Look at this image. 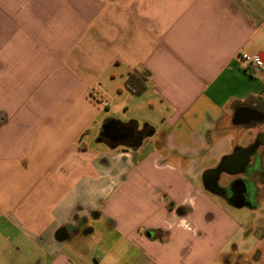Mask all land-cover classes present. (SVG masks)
I'll use <instances>...</instances> for the list:
<instances>
[{"label": "crops", "instance_id": "1", "mask_svg": "<svg viewBox=\"0 0 264 264\" xmlns=\"http://www.w3.org/2000/svg\"><path fill=\"white\" fill-rule=\"evenodd\" d=\"M242 54L264 0H0V264H264L202 180L264 122Z\"/></svg>", "mask_w": 264, "mask_h": 264}, {"label": "flooded vegetation", "instance_id": "2", "mask_svg": "<svg viewBox=\"0 0 264 264\" xmlns=\"http://www.w3.org/2000/svg\"><path fill=\"white\" fill-rule=\"evenodd\" d=\"M253 128V127H252ZM258 129V128H257ZM117 143L136 144L146 136L121 127ZM236 147L202 176L205 187L219 200L236 208L259 209L264 201V122L246 146ZM248 158L245 160L246 156ZM246 161L241 168L239 165Z\"/></svg>", "mask_w": 264, "mask_h": 264}, {"label": "rangeland", "instance_id": "3", "mask_svg": "<svg viewBox=\"0 0 264 264\" xmlns=\"http://www.w3.org/2000/svg\"><path fill=\"white\" fill-rule=\"evenodd\" d=\"M121 112L122 113H113L112 118L121 122H130L129 114H125L123 111ZM136 122L139 124H143V122L141 121ZM260 206L261 207L259 209H243L240 212L241 215L238 216L241 221L246 223L245 229L247 230V234L250 236V241H248L247 238L238 240L237 245L240 247L241 250H246L245 243L246 245H248V247L250 246V248H252L259 241H264V201ZM259 255L262 259H264V252L259 253Z\"/></svg>", "mask_w": 264, "mask_h": 264}, {"label": "trees", "instance_id": "4", "mask_svg": "<svg viewBox=\"0 0 264 264\" xmlns=\"http://www.w3.org/2000/svg\"><path fill=\"white\" fill-rule=\"evenodd\" d=\"M147 83V73L133 72L128 75L125 86L132 94L140 96L146 91Z\"/></svg>", "mask_w": 264, "mask_h": 264}, {"label": "water", "instance_id": "5", "mask_svg": "<svg viewBox=\"0 0 264 264\" xmlns=\"http://www.w3.org/2000/svg\"><path fill=\"white\" fill-rule=\"evenodd\" d=\"M119 126H120V124L115 123V122H110V123L106 124L105 126H103L101 141L105 140L109 143H113V144L117 145L118 144L117 139H118V135L120 133ZM247 158H248V156H246L244 159L246 160ZM243 162L245 163L246 161H242L241 164L239 165V168L242 167V165L244 164Z\"/></svg>", "mask_w": 264, "mask_h": 264}, {"label": "built area", "instance_id": "6", "mask_svg": "<svg viewBox=\"0 0 264 264\" xmlns=\"http://www.w3.org/2000/svg\"><path fill=\"white\" fill-rule=\"evenodd\" d=\"M241 60L247 65V71L258 69L264 72V61L260 57L242 54Z\"/></svg>", "mask_w": 264, "mask_h": 264}]
</instances>
